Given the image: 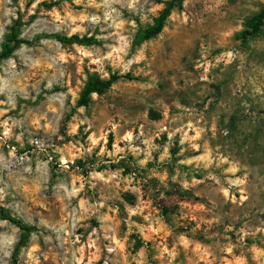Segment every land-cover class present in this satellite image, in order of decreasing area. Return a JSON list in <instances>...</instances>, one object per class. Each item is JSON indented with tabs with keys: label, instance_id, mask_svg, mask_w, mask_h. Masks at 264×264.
Wrapping results in <instances>:
<instances>
[{
	"label": "rangeland",
	"instance_id": "rangeland-1",
	"mask_svg": "<svg viewBox=\"0 0 264 264\" xmlns=\"http://www.w3.org/2000/svg\"><path fill=\"white\" fill-rule=\"evenodd\" d=\"M164 1L0 0V264H264V0Z\"/></svg>",
	"mask_w": 264,
	"mask_h": 264
},
{
	"label": "trees",
	"instance_id": "trees-1",
	"mask_svg": "<svg viewBox=\"0 0 264 264\" xmlns=\"http://www.w3.org/2000/svg\"><path fill=\"white\" fill-rule=\"evenodd\" d=\"M184 0H166L164 1V6L159 12V14L155 17L153 20V23L150 25H147L145 27H140L137 32L134 35L133 43L135 45H139L142 42L156 36L159 34L162 30V28L165 25L167 17L170 15L171 11L174 8H181ZM264 20V7L255 15H253L250 19H248L245 23L246 28L241 31L240 33H237V37L239 38H245L246 35H252L259 31L260 26L262 25V22ZM57 40L61 42H73L78 40L77 36H61L56 35L55 36ZM22 42L19 38H17V34L15 31L10 32L6 38L5 41L2 43V50L0 54L1 57H9L11 53L15 50L18 43ZM128 78V74L125 75H118V74H112L109 78L102 79L98 76L90 77L84 84L83 88L80 91L79 98L77 100V104L79 106H87L90 101V96L92 93L96 94H102L105 92L115 81H117L119 78ZM0 218L1 219H7L11 221L12 223L17 224L24 233L22 234L19 244L24 243L27 239L28 232L31 227L19 223L15 218L11 217L10 215L0 212ZM13 264H16V260L13 259Z\"/></svg>",
	"mask_w": 264,
	"mask_h": 264
}]
</instances>
